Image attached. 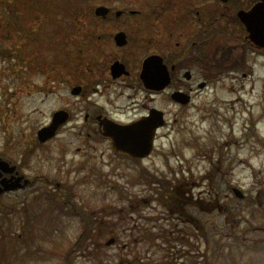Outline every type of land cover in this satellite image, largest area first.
<instances>
[{
    "label": "rangeland",
    "instance_id": "1",
    "mask_svg": "<svg viewBox=\"0 0 264 264\" xmlns=\"http://www.w3.org/2000/svg\"><path fill=\"white\" fill-rule=\"evenodd\" d=\"M158 1L0 0V155L33 179L0 197V264H264V58L251 60L246 77L212 78L187 105L162 94L168 124L141 162L104 144L83 146L77 117L52 139H37L54 109L76 112L68 88L78 80V44L65 38L75 25H154ZM98 4L142 16L103 20L94 14ZM59 64L60 85L52 71ZM15 69L27 83L15 81ZM15 84L33 89L15 93ZM43 86L56 88L46 94ZM142 167L174 186L168 192L158 178L143 181ZM90 214L91 242L68 262Z\"/></svg>",
    "mask_w": 264,
    "mask_h": 264
},
{
    "label": "flooded vegetation",
    "instance_id": "2",
    "mask_svg": "<svg viewBox=\"0 0 264 264\" xmlns=\"http://www.w3.org/2000/svg\"><path fill=\"white\" fill-rule=\"evenodd\" d=\"M260 2L262 0H159L153 10L154 25H75L72 34L78 49L72 72L78 80L69 85L68 91L78 106L75 113L69 107H58L42 124L49 123L56 110L66 109L69 119L63 127L77 117L83 146L89 144L95 148L96 144H104L115 155L132 158L115 148L112 137L107 135L109 128H105V122L130 124L150 115L154 108L163 109L160 100L164 93L172 98L174 91H182L190 94L192 100L201 81L206 88L211 78L247 76L253 68L251 60L264 58V47L249 38L239 12L248 11ZM110 8L109 15H112ZM127 11L130 17L142 16L141 11L133 8L123 10L122 14ZM108 19L111 21L112 17ZM119 32L124 40L121 45L116 40ZM24 33L29 40L30 33ZM152 55L162 56L169 70L171 80L164 89L147 87L141 77L144 60ZM117 61L123 66L112 69ZM24 64L27 70H33L32 62ZM53 71L57 72L54 81L60 85L64 76L59 69ZM14 73L15 81L27 83L28 76L23 77L17 69ZM195 78L204 80L197 82ZM73 86L78 87L76 94L71 91ZM24 88L33 89L15 84V93L23 92ZM54 88L56 86H43L39 90H46L48 94L55 91ZM131 111L132 116L128 117ZM167 124L168 121L165 126ZM78 150L82 151V147ZM17 170L23 175L22 181L29 178L18 164ZM11 175L3 172L0 182ZM29 179L28 186L32 183V178Z\"/></svg>",
    "mask_w": 264,
    "mask_h": 264
},
{
    "label": "water",
    "instance_id": "3",
    "mask_svg": "<svg viewBox=\"0 0 264 264\" xmlns=\"http://www.w3.org/2000/svg\"><path fill=\"white\" fill-rule=\"evenodd\" d=\"M108 11L109 8L104 5L97 6L95 10L98 15H106ZM117 14H120V11H118ZM254 15L257 16L256 19L253 18ZM241 17L250 31V37L258 44L264 46V1L243 16L241 14ZM120 36L121 34L117 35V38H120ZM118 42L119 44H122L124 41L119 40ZM141 76L146 86L151 88H164L170 81L166 65L163 63L162 58L158 55L150 56L145 60ZM203 85L204 84H201V86ZM76 91L77 88H74L73 92ZM173 97L183 103H187L190 98L183 92H175ZM67 118V111H57L54 114L52 123L47 126H43L38 130L39 139L41 141H45L52 137L58 127L64 123ZM164 122L163 111L153 109L149 116H146L132 124L115 125L111 122H105V128H109L107 134L113 135L117 149L121 148L135 157H143L151 152L155 131L157 127L164 124ZM0 168L10 172L14 170V166H9V163L3 159H0ZM21 178V176L17 177L16 181L19 182ZM19 185L21 184L13 183L6 185L4 189L15 188ZM1 190H3V188H0V191ZM235 191L237 195L241 197L243 196L241 190L236 188ZM113 241L114 238H111L108 243Z\"/></svg>",
    "mask_w": 264,
    "mask_h": 264
},
{
    "label": "trees",
    "instance_id": "4",
    "mask_svg": "<svg viewBox=\"0 0 264 264\" xmlns=\"http://www.w3.org/2000/svg\"><path fill=\"white\" fill-rule=\"evenodd\" d=\"M143 173H147L149 174V172H147L146 170L143 171ZM150 179L155 178L154 175L150 174ZM155 181V180H154ZM159 182L164 185L163 187H165V189L169 192L170 188H171V184L169 180H164V179H159ZM172 192V197H176V194H174L173 191ZM174 197V198H175ZM176 199V198H175ZM177 201V200H176ZM77 211H79V209L75 208ZM94 218L91 214L88 216V219H84L83 221L85 222V228L84 231L82 232L81 236H79L78 240L76 242H73V244L70 246L69 250L66 253V260L68 262H71V255H74V253L78 252H83L86 251L87 247L89 246L90 242H91V238H92V233H88L89 230L92 231V229L94 228L95 222H94ZM87 224H89V228L87 227ZM202 228V227H201ZM203 229V228H202ZM93 248V247H92Z\"/></svg>",
    "mask_w": 264,
    "mask_h": 264
}]
</instances>
